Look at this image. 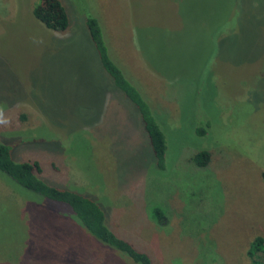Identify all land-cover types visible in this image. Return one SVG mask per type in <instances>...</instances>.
<instances>
[{
    "label": "rangeland",
    "instance_id": "1",
    "mask_svg": "<svg viewBox=\"0 0 264 264\" xmlns=\"http://www.w3.org/2000/svg\"><path fill=\"white\" fill-rule=\"evenodd\" d=\"M58 1L64 31L37 16L39 0H0V142L95 200L150 264H250L264 237V0ZM87 13L164 135L161 169ZM74 217L0 172V264H138Z\"/></svg>",
    "mask_w": 264,
    "mask_h": 264
},
{
    "label": "trees",
    "instance_id": "2",
    "mask_svg": "<svg viewBox=\"0 0 264 264\" xmlns=\"http://www.w3.org/2000/svg\"><path fill=\"white\" fill-rule=\"evenodd\" d=\"M34 7L37 16H43L46 11V20L52 29L64 31L68 20L63 7L58 0H44ZM44 8V9H43ZM35 14V13H34ZM35 14V15H36ZM84 25L94 46L101 68L111 78L114 86L120 90L136 107L142 128L149 140L155 162L158 168L164 164L166 149L164 135L159 128L149 105L139 90L126 77L119 65L115 64L108 53L101 26L97 19L85 14ZM201 132L200 129H197ZM209 154L205 150L197 151L191 161L199 167L208 162ZM41 165L36 159L15 160L11 155L8 143L0 142V172L26 190L67 205L76 221L95 239L104 245L124 253L130 260L138 264H150L149 256L137 249L132 242L127 241L112 231L105 223V215L99 204L79 190L56 186L40 177ZM264 184V170L260 173ZM152 214L156 221L162 223L164 216L159 208H153ZM245 254L250 264H264V237L256 235L249 242Z\"/></svg>",
    "mask_w": 264,
    "mask_h": 264
}]
</instances>
